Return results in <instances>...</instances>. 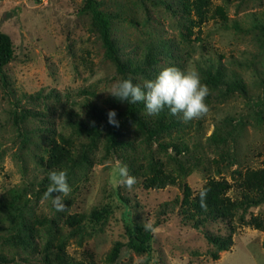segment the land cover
<instances>
[{
  "label": "rangeland",
  "instance_id": "1",
  "mask_svg": "<svg viewBox=\"0 0 264 264\" xmlns=\"http://www.w3.org/2000/svg\"><path fill=\"white\" fill-rule=\"evenodd\" d=\"M98 1L112 16V35L123 61L138 62L149 48L165 46L147 73L128 75L135 78L139 99L148 103L182 97L189 87L194 103H183L174 116L184 128L151 138L124 120L122 139L130 145L108 152L103 131L89 161L66 179L52 176L54 184L45 191L41 181L48 173L40 160L47 158L46 136L51 133L46 128L54 130L58 141L60 133L70 136L71 117L84 120L91 115L89 103L117 116L125 109L117 100L123 95V76L106 57L92 17L80 13L84 0H0V31L15 47L14 59L0 72V206L26 188L31 202L25 218L58 222L68 235L67 253L84 264H112L114 245L128 242L119 195L128 199L139 221L153 229L149 264H264V230L237 223L231 233L233 246L214 259L203 230L186 224L174 204L183 196V184L197 195L209 179L225 178L233 184L239 173L264 166V0H213V17L202 25L186 0ZM219 7L227 20L214 14ZM212 67L220 68L231 82H240L244 90L229 92L225 86L207 84ZM37 94L42 97L31 100ZM23 109L40 114L15 122L13 116ZM217 128L223 131L219 143L211 139ZM183 144L189 150L178 159L189 168L185 175H176L180 184L146 189L140 176L118 180L124 157L139 159L145 166L148 153L169 163L160 152L163 146L168 155H175L174 147ZM166 169L178 170L174 162ZM237 194V189L229 193L233 198ZM168 202L173 209L160 215ZM104 205L113 208L104 225L89 227L91 234H70L73 227L64 224L67 217L89 215ZM251 216L264 219V204L252 208L247 219ZM19 226V221L7 223L0 230V251L17 259L26 252L6 241ZM204 229L214 235L230 233L222 222ZM40 235L36 241L42 248L47 234ZM147 262L146 254L125 247L113 264Z\"/></svg>",
  "mask_w": 264,
  "mask_h": 264
},
{
  "label": "trees",
  "instance_id": "2",
  "mask_svg": "<svg viewBox=\"0 0 264 264\" xmlns=\"http://www.w3.org/2000/svg\"><path fill=\"white\" fill-rule=\"evenodd\" d=\"M191 10H193L197 22L202 25L211 19L213 0H186ZM82 14H88L92 17L93 24L97 28L100 38L105 48L106 57L111 60L118 73L123 76L122 97L117 100H122L125 103V109L118 112L114 116L110 110L101 108L94 103L87 104L90 114L84 120L82 117H71L70 124L72 126V134L66 136L64 134L54 135V130L47 127L46 148L47 158L41 159L40 162L44 165L48 175L41 181V186H45L46 191L52 184V176L68 178L72 171L78 166L89 161V153L92 152L96 145L97 139L102 136L105 131L107 151H115V149L125 148L130 145L122 139L121 124L124 120L133 122L139 130L147 132L151 138L160 136L161 133L172 132L173 130H182L184 128L182 121H176L174 116L180 112L183 103H194V98L191 96V90L186 87L182 97L168 96L163 100L147 102L138 97L135 78L131 74H137L139 71L147 73V67L153 63H157V56L160 52H165V46L149 48L145 53L144 58L138 62L122 60L119 54V48L112 35V16L102 9L101 2L98 0H84V5L80 10ZM223 21L227 20V16L222 7L216 8L215 13ZM15 47L11 37L0 31V72L14 59ZM206 83L212 86L226 87L231 91L238 89L244 90L243 85L234 81L231 82L225 78L223 71L220 68L212 67L209 69ZM42 94H37L31 100L39 99ZM49 108V107H48ZM149 112L147 113V111ZM190 113V112H189ZM39 112L23 109L18 114L13 116L15 122L27 120L30 116L39 115ZM72 116V114H71ZM188 125L192 123L191 113L189 114ZM187 127V124H186ZM185 127V128H186ZM220 128L214 130L211 139L216 143L223 140V131ZM83 136L89 140L87 141ZM81 139L87 142H81ZM160 152L170 159L169 163L162 161L161 157L156 158L155 155H146L145 163H141L139 159L123 158V164L120 165V174L118 180L127 176L132 180H137V177L144 178L143 185L146 189H164L170 185H178L177 174H186L189 167L184 165L178 156L184 151L189 150L187 145L182 148L174 147L175 155H168L166 146H163ZM175 163L178 170L168 171L166 165ZM192 165V164H189ZM117 185V192H118ZM237 189L236 197L229 195L230 191ZM183 196L177 199L174 203L180 208V216L182 220L191 225L196 230H203L208 243L213 248L210 255L214 259H218L219 251H227L234 244L232 234L237 223L240 225H251L259 230H264V219L260 216H251L247 219V215L252 208L264 204V166L260 169H249L246 173H239V177L235 183H229L225 178L221 180L209 179L205 187L194 195L191 188L187 184H183ZM28 190L21 188L9 202L3 203L0 206V230L5 224H13L19 221L20 226L16 228V232L6 241L18 249L24 250V257L18 254L19 259L15 256H9L0 251V264H84L75 261L68 253V235L59 227V223L51 218H45L40 221L38 218L29 220L25 218V212L31 202L28 199ZM39 198V196H37ZM119 199L124 204L126 235L127 243L117 242L109 254L112 264L117 262L123 248L127 247L138 254H146L151 258L152 240L154 232L152 228L147 227L139 221L138 216L133 213L132 205L128 199L119 195ZM165 208L161 210L160 215L166 214L168 209H173L172 203H165ZM113 213L111 205H104L94 209L89 215L78 214L67 217L64 224L73 227L70 234L82 232L86 230L88 233L89 227L96 229L104 225L110 215ZM87 222V223H86ZM226 223L229 230V235H214L205 231L208 224ZM39 223V228L36 229V224ZM161 222L158 221L157 224ZM76 228V229H75ZM45 232L47 236L44 238L42 248L36 241L37 233ZM41 236V235H40ZM39 236V237H40ZM1 244V240H0ZM40 248V249H39Z\"/></svg>",
  "mask_w": 264,
  "mask_h": 264
}]
</instances>
